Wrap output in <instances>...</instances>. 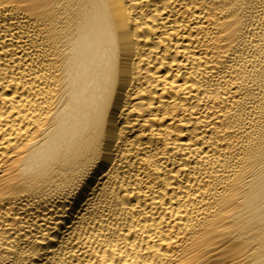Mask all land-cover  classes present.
<instances>
[{"label": "bare ground", "instance_id": "obj_1", "mask_svg": "<svg viewBox=\"0 0 264 264\" xmlns=\"http://www.w3.org/2000/svg\"><path fill=\"white\" fill-rule=\"evenodd\" d=\"M0 264H264V0H0Z\"/></svg>", "mask_w": 264, "mask_h": 264}]
</instances>
